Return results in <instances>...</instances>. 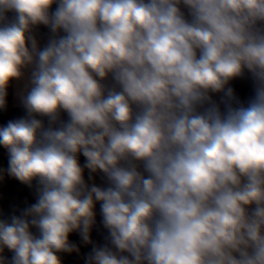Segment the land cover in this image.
Instances as JSON below:
<instances>
[{"label": "clouds", "instance_id": "clouds-1", "mask_svg": "<svg viewBox=\"0 0 264 264\" xmlns=\"http://www.w3.org/2000/svg\"><path fill=\"white\" fill-rule=\"evenodd\" d=\"M0 264H264V0H0Z\"/></svg>", "mask_w": 264, "mask_h": 264}, {"label": "crops", "instance_id": "crops-1", "mask_svg": "<svg viewBox=\"0 0 264 264\" xmlns=\"http://www.w3.org/2000/svg\"><path fill=\"white\" fill-rule=\"evenodd\" d=\"M17 114L15 111L10 113V115ZM7 195L10 199H18L23 200L25 197L28 196V193L26 190L22 189L18 184H10L8 188L6 189Z\"/></svg>", "mask_w": 264, "mask_h": 264}]
</instances>
